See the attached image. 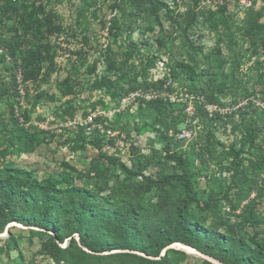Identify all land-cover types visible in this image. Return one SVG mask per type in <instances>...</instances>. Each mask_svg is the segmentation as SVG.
I'll use <instances>...</instances> for the list:
<instances>
[{
  "label": "rangeland",
  "instance_id": "rangeland-1",
  "mask_svg": "<svg viewBox=\"0 0 264 264\" xmlns=\"http://www.w3.org/2000/svg\"><path fill=\"white\" fill-rule=\"evenodd\" d=\"M160 1L165 5L158 10L152 9L145 0H66L58 6L64 22L72 24L75 31L69 30L59 39L62 48L48 80L21 83L22 88L28 90L22 104L30 122L54 133L55 139L45 140L34 152L8 155V163L32 169L41 178L62 179L69 173L76 185L114 199L124 197L135 208L153 212L167 190L174 198L179 196L175 181L165 183L159 179L179 172L173 163L163 158L167 127L174 149L177 140L182 139L180 148L190 150L193 145L197 154L199 150L207 152L211 133L226 146L239 140L240 133L233 132L232 123L224 125L222 119L216 120L212 114L218 112L223 117L241 107H264V47L254 48L251 40L236 29V25L243 22L247 8L254 6L260 10L264 8V0ZM83 4L86 5L85 15L77 27L75 19ZM219 6H226V14H231L235 22L232 41L210 25V12L218 11ZM114 16L121 27L119 37L112 36L107 29ZM261 21L264 22V9ZM83 37L89 38L91 45L81 44ZM107 44L111 45L122 67L121 71L109 75L114 83L111 93L90 87L96 75L108 74L100 55L101 48ZM79 49L82 53L78 57L73 55L72 52ZM185 63L193 65L199 74L193 83L182 67ZM94 64L98 66L96 73L91 71ZM68 77L77 91L75 96L61 91ZM213 84L221 89L210 88ZM41 90L54 98L36 99ZM212 91H216V103L207 99L206 94ZM152 97L170 102L163 122L156 120L155 113L142 101V98ZM68 100L74 105L73 119L64 113ZM198 106L205 108L213 119L201 118ZM1 108L5 110L7 105L3 103ZM96 115L104 118L99 126L106 134L102 150L119 158L133 173L109 164L93 146L72 150L62 144L72 136L77 123L90 122ZM234 119L240 122L238 115ZM109 136H116L114 143L108 140ZM209 156L207 153L191 156V164L197 172L198 196L201 200L218 197L223 217H230L233 222L243 205L236 212L230 210L226 199L230 172L219 165L218 158ZM229 193L231 195L232 191ZM254 195L253 192L251 198ZM255 211L260 223L248 225L245 231L258 232L261 236L264 235V198L256 202ZM214 219V215L209 214L204 223L209 225ZM25 228L17 222L10 224L17 246H9L8 231L0 234V264H58L42 250V239L31 237ZM219 229L226 230L225 226ZM174 246L183 249L175 243ZM171 259L175 264H201L206 258L186 250L172 253Z\"/></svg>",
  "mask_w": 264,
  "mask_h": 264
},
{
  "label": "trees",
  "instance_id": "trees-1",
  "mask_svg": "<svg viewBox=\"0 0 264 264\" xmlns=\"http://www.w3.org/2000/svg\"><path fill=\"white\" fill-rule=\"evenodd\" d=\"M65 1L0 0V48L3 50L0 53V234L8 231L9 246H17L15 235L10 230V224L17 222L26 227L31 237L42 239V250L53 256L58 264H175L171 259L172 253L185 251L170 247L174 243L191 246L221 264H264V235L245 231L248 225L260 223L255 206L264 198L262 106L241 107L223 117L214 112L212 116L216 120L222 119L224 125L232 123L233 132L238 131L240 137L237 142L226 146L211 133L207 152L199 150L200 154L193 145L190 150L180 148L182 139L176 142L179 149H174L173 137L168 134L167 127L163 158L173 163L179 172L166 178L160 176L159 179L165 183L175 181L179 196L174 198L167 190L153 212L135 208L124 197L114 199L76 185L69 178V173L62 179L54 176L41 178L32 169L6 161L10 154L34 152L45 140L55 139L54 133L30 122L22 104L26 95L28 97V90L27 87L22 88L21 83L51 77L59 49L62 48L59 39L69 30L75 31L72 24L64 22L58 10V6ZM145 1L156 10L165 5L160 0ZM83 9H86L85 4L75 19L77 27L82 24ZM263 9L256 10L250 6L245 11L243 22L236 25V29L249 38L256 49L261 45L264 47ZM225 11L226 6H219L218 11L210 12L209 21L213 30L232 41L236 32L235 22L232 15ZM109 23L108 32L119 37L121 27L118 18L114 16ZM83 40L81 44L91 45L89 38L83 37ZM100 51L108 74L96 75L90 87L110 92L114 83L109 75L121 71L122 67L110 44ZM72 53L78 57L82 49ZM97 67L93 65L92 73H96ZM182 67L192 83L198 79L199 74L193 65L185 63ZM70 81V77L66 78L61 91L75 96L77 91ZM210 88L221 89L214 84ZM206 96L210 103L218 102L216 91ZM50 97L54 98L41 90L35 98ZM142 101L155 113L156 120H165L170 107L168 99L165 102L159 97H152L149 100L142 98ZM3 103L7 105L5 110L1 108ZM68 103L64 113L73 119L74 105L72 100ZM198 110L200 117L213 119L202 106H198ZM236 115L239 123L235 122ZM83 117L85 119L87 114ZM174 119L178 122L176 117ZM103 123L102 115H96L90 122L77 123L72 136L62 144L69 145L72 150L93 146L109 164L119 165L125 172L133 173L119 158L102 150L106 134L99 126ZM108 140L114 143L116 136H109ZM205 153L218 158L219 165L230 172L231 179L226 189L230 210L236 212L243 205L233 222L230 217H223L218 197L201 200L198 196L195 184L197 172L191 164V156ZM253 192L255 195L251 198ZM209 214L215 219L207 225L204 219ZM220 226H225L226 230L221 231ZM201 264L218 263L203 259Z\"/></svg>",
  "mask_w": 264,
  "mask_h": 264
},
{
  "label": "bare ground",
  "instance_id": "bare-ground-1",
  "mask_svg": "<svg viewBox=\"0 0 264 264\" xmlns=\"http://www.w3.org/2000/svg\"><path fill=\"white\" fill-rule=\"evenodd\" d=\"M175 245L185 249V250H188L189 252L193 251V252H198L195 248L191 247V246H187L183 243H175ZM199 253V252H198Z\"/></svg>",
  "mask_w": 264,
  "mask_h": 264
},
{
  "label": "water",
  "instance_id": "water-1",
  "mask_svg": "<svg viewBox=\"0 0 264 264\" xmlns=\"http://www.w3.org/2000/svg\"><path fill=\"white\" fill-rule=\"evenodd\" d=\"M170 247H173V248L179 249V248H177L176 246H174V244L171 245ZM180 250H182V251H186L185 249H180ZM197 251H198V250H197ZM198 252H199L203 257H205L206 259H208V260H210V261H212V262H214V263H217V261H215V260L212 259L211 257H209V256H207V255L201 253L200 251H198Z\"/></svg>",
  "mask_w": 264,
  "mask_h": 264
}]
</instances>
